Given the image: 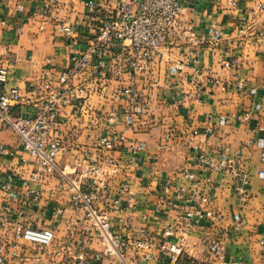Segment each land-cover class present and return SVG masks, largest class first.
Instances as JSON below:
<instances>
[{"label":"crops","instance_id":"1","mask_svg":"<svg viewBox=\"0 0 264 264\" xmlns=\"http://www.w3.org/2000/svg\"><path fill=\"white\" fill-rule=\"evenodd\" d=\"M42 1L0 0V19L6 22L0 26V63L8 69L4 85L16 87L22 95L21 103L10 110L13 116L33 111L42 93V67L49 61L56 72L63 70L70 55L82 50L91 36L87 0H59L62 9L55 12L56 18L40 14ZM259 2L264 4V0L183 1L182 20L207 40L198 62L186 61L183 45L165 49L161 59L136 75L114 61L107 72L109 86L96 93L90 83L78 113L63 108L56 125L61 138L58 170L74 175L81 170L77 164L98 162L105 174L94 204L125 234L160 236L164 226L175 224L189 208L180 189L186 195L199 192L197 206L211 209L215 217L178 234L182 254L176 264H264V18L251 12ZM59 19L77 23V45H70L56 29ZM196 68L201 79L210 75L216 80L204 86L197 100L189 83ZM122 85L137 90L135 111H121L124 101L112 95V87ZM183 93L190 96L185 101ZM111 111H118L120 119L109 126L105 116ZM113 134L119 139L111 148L97 145L99 137ZM0 147L14 151L0 156V186L7 175L13 176L10 191L0 188V264H76L54 254L56 245L69 239L82 240L88 253L100 251L90 223L72 205L57 171L32 180L31 159L20 151L15 133L2 123ZM203 159L213 164L234 159L236 171L248 179L245 201H239L232 175L217 168L205 170ZM31 191H36V198ZM4 209L8 215L1 219ZM16 224L52 229V244L39 249L19 240L17 248L12 247ZM218 237L222 260L205 247L206 241ZM114 261L115 257L103 256L94 264ZM128 263L149 264L139 255Z\"/></svg>","mask_w":264,"mask_h":264},{"label":"built area","instance_id":"2","mask_svg":"<svg viewBox=\"0 0 264 264\" xmlns=\"http://www.w3.org/2000/svg\"><path fill=\"white\" fill-rule=\"evenodd\" d=\"M67 1L71 3L74 0ZM183 1L186 0H106L105 4V0H87L85 12L89 19L87 24L91 36L85 41L82 50L70 55L63 70L56 72L49 61L42 67V93L28 115L13 116L10 113L14 105L21 103L22 95L16 87L5 88L8 69L0 63V123L15 133L20 151L31 159L33 171L30 178L39 180L57 171L60 183L69 192L72 205L83 212L84 220L90 223L101 247L100 251L88 253L83 248L82 240H63L54 249V254L58 257L72 259L76 264H94L101 261L103 256H108L115 257L113 264H129L128 259L139 255L149 264H176L182 254L178 234L187 233L195 225L215 217L211 209L197 206V202L201 200L198 191L186 195L180 189V194L189 204V208L176 218L175 224L164 226L158 237H137L131 232L125 234L116 229L114 223L94 204L103 187L102 178L105 172L101 165L95 160H90L86 166L77 164L81 167L80 172L69 175L58 170L56 164L61 149V138L56 133V125L61 111L65 107H71L72 114H77L90 93V83L95 86L92 91H104L109 86L106 80L112 62L123 63L124 69L132 75L140 74L161 59L165 49L177 45L186 47V61L198 62L199 51L207 40L202 33H196L190 22L182 20ZM228 4L233 5L234 2L228 1ZM60 9L62 5L59 0H43L40 14L56 18L55 12ZM251 12H258L264 18V4L256 3ZM5 24V20L0 19V26ZM240 25H246V20L242 18ZM56 29L70 45L75 46L80 42L76 22L59 19ZM15 31L20 32L19 29ZM201 77L199 69L196 68L189 78L196 100L204 91L205 85L216 82L213 76ZM111 92L114 97L124 101L121 111H135L139 106V95L132 85L114 86ZM189 97L187 93H183L182 101ZM119 119L118 111H111L105 116V122L109 126L115 125ZM193 133L197 134V131L194 130ZM118 139L114 134L104 135L98 138L97 145L100 148H111ZM13 153L10 148L0 147V156H11ZM108 163L114 164L111 160ZM202 164L205 170L217 168L222 173L231 174L232 186L239 201H245L248 179L243 173L236 171L234 159H221L216 164L203 159ZM84 179L87 180L85 187ZM12 181L13 176L7 175L0 186L1 190L10 191ZM163 188L165 192L168 191L167 184ZM31 192L36 198V191ZM7 215L8 211L4 209L1 219H5ZM171 236L175 240L168 239ZM53 238V231L48 227L34 228L16 224L13 227L15 244L12 247L17 248L18 241L23 240L39 249H46L52 244ZM261 245H264L263 240ZM205 247L218 260L223 259L221 237L206 241Z\"/></svg>","mask_w":264,"mask_h":264}]
</instances>
